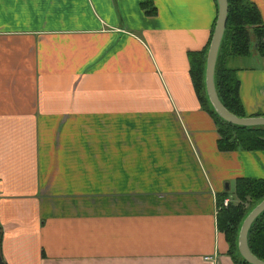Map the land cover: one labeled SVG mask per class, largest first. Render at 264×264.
I'll list each match as a JSON object with an SVG mask.
<instances>
[{"label":"crops","instance_id":"0c3cea01","mask_svg":"<svg viewBox=\"0 0 264 264\" xmlns=\"http://www.w3.org/2000/svg\"><path fill=\"white\" fill-rule=\"evenodd\" d=\"M214 18L213 0H0L3 264L238 263L217 201L264 180V151L218 150L193 92ZM228 64L243 117L264 113V56Z\"/></svg>","mask_w":264,"mask_h":264},{"label":"trees","instance_id":"16d2710c","mask_svg":"<svg viewBox=\"0 0 264 264\" xmlns=\"http://www.w3.org/2000/svg\"><path fill=\"white\" fill-rule=\"evenodd\" d=\"M226 1V23L214 67V87L221 105L232 115L243 117L238 97V82L235 77L236 69L229 66L228 60L246 57L251 53V49L258 56H264V25L258 10L249 0ZM140 9L145 15H154V8L150 1L142 2ZM208 41L201 51L192 53L189 60L191 86L202 109L207 107L203 90V68ZM208 111L216 125L219 137L216 143L218 150L264 151V127L231 126L221 122L210 109ZM255 116H264V113ZM225 198L223 194L217 201L220 208L217 215V227L223 233L229 247L234 249L236 229L241 220L264 198V180L236 179L233 181V198L237 202L231 201L226 207H222V201ZM241 203L246 205L243 206ZM246 243L250 253L258 260L264 261V211L250 225Z\"/></svg>","mask_w":264,"mask_h":264},{"label":"water","instance_id":"95a60500","mask_svg":"<svg viewBox=\"0 0 264 264\" xmlns=\"http://www.w3.org/2000/svg\"><path fill=\"white\" fill-rule=\"evenodd\" d=\"M213 1L215 4V18L205 51L203 68V90L207 107L215 117L225 124L243 128L264 127V116L236 117L229 113L217 98L213 80L214 67L226 23L227 1ZM262 211H264V198L245 214L236 229L234 250L239 263L264 264V261L258 260L250 253L246 243L250 225ZM0 264H3L1 257Z\"/></svg>","mask_w":264,"mask_h":264},{"label":"built area","instance_id":"2783aa9c","mask_svg":"<svg viewBox=\"0 0 264 264\" xmlns=\"http://www.w3.org/2000/svg\"><path fill=\"white\" fill-rule=\"evenodd\" d=\"M227 204H228V199H224L222 201V206L225 207ZM205 259H207V258H205Z\"/></svg>","mask_w":264,"mask_h":264},{"label":"rangeland","instance_id":"374dc122","mask_svg":"<svg viewBox=\"0 0 264 264\" xmlns=\"http://www.w3.org/2000/svg\"><path fill=\"white\" fill-rule=\"evenodd\" d=\"M232 188V187H231ZM229 193H232V190H230V192ZM234 200V202H237L235 199H233ZM229 202V201H228ZM243 206H245L246 204L245 203H241Z\"/></svg>","mask_w":264,"mask_h":264}]
</instances>
